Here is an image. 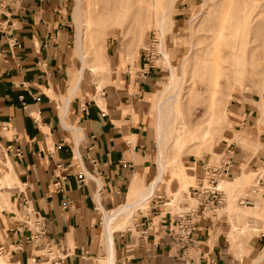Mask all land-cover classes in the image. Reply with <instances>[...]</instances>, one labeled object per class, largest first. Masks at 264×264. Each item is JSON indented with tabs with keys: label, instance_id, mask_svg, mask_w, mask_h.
Listing matches in <instances>:
<instances>
[{
	"label": "crops",
	"instance_id": "1",
	"mask_svg": "<svg viewBox=\"0 0 264 264\" xmlns=\"http://www.w3.org/2000/svg\"><path fill=\"white\" fill-rule=\"evenodd\" d=\"M71 3L28 0L24 7L0 12V137L21 181L15 186L19 189L14 191V205L28 209L44 224L40 236L20 212L6 211L8 221L0 219L1 242L12 260L54 264L43 250L48 240L62 264H253L264 250V233L246 238L240 258L238 243L230 236L236 221L209 206L198 205L189 243L180 242L178 211L165 207L168 190L179 186L174 178L161 182L142 204L133 205L130 215H119L107 225V214L133 204L159 171L152 130L156 124L146 117L145 97L153 92L160 71H148L138 60L136 69L123 68L119 84L109 83L101 100L90 88L85 93L83 78L66 106L80 68L74 66ZM263 128L257 134L260 152ZM228 143L223 141L220 159ZM241 153L235 147L229 175L251 164L257 167L260 187L264 168L257 162L264 160V152L250 161ZM210 162L204 161L203 167ZM259 196L247 192L246 204H254Z\"/></svg>",
	"mask_w": 264,
	"mask_h": 264
},
{
	"label": "rangeland",
	"instance_id": "2",
	"mask_svg": "<svg viewBox=\"0 0 264 264\" xmlns=\"http://www.w3.org/2000/svg\"><path fill=\"white\" fill-rule=\"evenodd\" d=\"M71 2L70 14L73 15L76 0ZM83 2L84 43L88 60L82 82L85 93L90 88L94 95L101 94L110 82L119 84L120 75L127 66L136 69L138 60L144 66L148 50L153 53L155 69L160 71L159 81L154 83L153 92L147 93L145 99L148 101L146 117L151 118L153 125L156 124L152 130L158 156L159 133L164 130L158 124L160 98L177 91L174 110H169L166 104L162 109L166 121L172 120L168 169L162 182L164 184L167 178L179 182L178 188L168 190L165 207L180 213L187 208L196 210L200 198L190 186H197L204 179V161L210 159L213 164L220 160L219 149L223 141L233 142L232 147L242 151L247 161L264 152L262 149L259 151L262 144L257 138L264 125V0ZM70 28L75 33L74 21ZM102 40L104 51L101 53L105 55L103 61L107 66L95 73L90 69L95 61L93 48ZM120 53H123V62L120 61ZM80 65L81 60L76 55V70ZM78 74L79 71L77 77ZM171 83L172 86L168 87ZM72 84L70 81V87ZM245 117H248L250 127L244 123ZM2 143L0 137V175L8 169L6 162L10 157ZM257 163L260 169L264 168V160ZM256 168L251 164L242 168L245 171L243 183L241 178H236L229 185L221 186L222 182H227V175L219 179L224 201L216 207L217 211L223 217L227 215L228 219L236 221L239 228H245L244 231L234 230V237H231L238 243L237 255L240 258L246 238L264 233V210L255 213V209L245 208L255 206L257 201L264 205L261 197L264 195V183L256 186ZM185 171H189L191 176L187 178ZM17 185L21 184L3 187V190L10 191L11 207L0 210V219L6 221V211L14 210L35 225L39 219L33 213L30 214L26 208L19 210L14 205V191L19 189L15 188ZM256 187L259 189L257 192L254 191ZM157 191L164 193L161 188ZM247 192L260 195L259 200L254 199V204L241 203ZM145 205L150 206L149 203ZM244 212L251 216L247 217L250 225L246 224L247 219L240 217ZM129 220L130 217L125 219V223ZM1 241H4V236L0 233V251L8 252L13 264H20L12 260L11 253ZM262 244L264 246V240ZM43 250L47 254L45 247ZM258 260L259 264H264V250L253 264Z\"/></svg>",
	"mask_w": 264,
	"mask_h": 264
},
{
	"label": "bare ground",
	"instance_id": "3",
	"mask_svg": "<svg viewBox=\"0 0 264 264\" xmlns=\"http://www.w3.org/2000/svg\"><path fill=\"white\" fill-rule=\"evenodd\" d=\"M82 4H84L83 0H76V6L74 8L73 11V21L76 24V31H75V35H76V44H75V53L76 55L79 56L80 60H81V65L79 68V74L78 77L76 79V83L73 87V89L71 90L69 96L66 99L65 105L67 106L69 101L72 99V97L75 95L76 90H79V88H81V81L84 78V74L86 71V68L88 67V60L86 57V50H85V26H86V22L83 20V10H82ZM204 4V3H203ZM205 6V5H204ZM161 26V25H160ZM94 52H95V56H94V63L91 66V70L95 73H98L99 71H101L104 67L107 66L106 63H104V53H101L102 51H104V41H100V42H96L95 47L93 48ZM129 51H127L128 53ZM129 54V53H128ZM137 54V53H136ZM136 56V55H134ZM172 83L168 86L171 87ZM167 89V88H166ZM165 89V90H166ZM168 90V89H167ZM98 92L100 93V89L98 90ZM164 94V93H162ZM98 100H101L100 94H97ZM177 97V91H174L173 93H171L170 95L163 97L160 99V106H159V121L158 124L159 126L162 128L164 127V130L162 132L159 133V135L161 136V140H160V145H159V171L155 177V179L152 181L151 185L148 186V188H146L141 194V196L135 201L133 202V204H125V206H120L117 209L109 214H107L106 219V223L108 226H110V224L119 216V215H128L130 212H132V210L134 209L132 206H136L139 204H142L143 201L146 199V197L152 193V191L157 188L159 186V184L164 180L165 175L167 173V152H168V147L170 145V125L172 124V120L170 121H166L165 116L162 114V109H163V105L166 104L169 110H174V106H175V99ZM100 103H102V101H100ZM104 107H106L105 105H103ZM65 108V107H64ZM66 110V109H65ZM8 165V169L6 170V172L3 175H0V210L4 211L6 208L11 207V199H10V191L9 190H3V187L8 185L9 187H12L14 185H16V183H20L21 181L18 178V174L17 171H15L14 168V164L12 162V160L8 159V161L6 162ZM185 174L187 176V178L190 175L189 171H185ZM244 175H245V171L242 170L239 174H235V176L232 175H227L226 176V180L227 182H222L221 186H225V185H229L232 181H234V179L236 178H241L242 179V183L244 182ZM231 181V182H230ZM241 181V180H240ZM138 193V192H137ZM139 194V193H138ZM245 208H253L255 209V213H258V211H263L264 210V205L262 203V201H257L255 206H246ZM248 215L246 212L241 214V218L242 219H247L246 224L250 225L248 222ZM251 217V216H250ZM237 229H242L243 231L245 230V228L242 226L241 228L238 227V224L236 222L233 223V228L232 231L230 232V236L234 237V230ZM254 230H257L256 227L253 228ZM112 233L109 231L108 232V237L110 239H112ZM106 237V238H108ZM113 243V241H112ZM109 247V246H108ZM114 247L112 246V250H111V257L113 258L114 255ZM110 251V248H109ZM110 256V255H109ZM115 257V256H114ZM111 258V260H112ZM114 259V258H113ZM106 260V259H105ZM109 260V257H108ZM111 262V263H110ZM260 260L256 261L255 264H259ZM108 263L110 264H114L112 261H109ZM0 264H13L11 259L9 258L7 252H1L0 251Z\"/></svg>",
	"mask_w": 264,
	"mask_h": 264
},
{
	"label": "built area",
	"instance_id": "4",
	"mask_svg": "<svg viewBox=\"0 0 264 264\" xmlns=\"http://www.w3.org/2000/svg\"><path fill=\"white\" fill-rule=\"evenodd\" d=\"M28 0H0V12H9L12 9H17L18 7H24V4ZM153 54L150 50L145 55L146 62L144 63V68L150 71L151 69H155V59L153 58ZM232 143H228L226 147L222 151L221 159L218 163L211 164L208 163L204 166V179L200 180L197 186H192V190L194 193L198 194L200 198V205L209 206L211 208L216 209L223 201H224V193L223 190L219 187V179L223 175H229L232 172L233 164L232 160L234 157L235 149L232 147ZM241 203L249 202L246 198L240 200ZM198 209L194 210L191 208H187L181 213L177 214V238L180 242H183L184 246L189 243L191 238V233L194 230V220L195 215L197 214ZM28 224L30 220H25ZM35 227H37V234L42 235L44 233V224L41 220L36 221ZM45 247L47 252L52 255V259H54V264H62V258L55 259L53 254L54 245L46 240Z\"/></svg>",
	"mask_w": 264,
	"mask_h": 264
}]
</instances>
